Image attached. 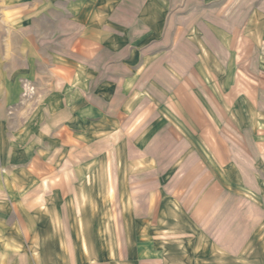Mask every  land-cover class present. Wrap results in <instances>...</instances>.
<instances>
[{
    "label": "crops",
    "instance_id": "1",
    "mask_svg": "<svg viewBox=\"0 0 264 264\" xmlns=\"http://www.w3.org/2000/svg\"><path fill=\"white\" fill-rule=\"evenodd\" d=\"M248 2L2 0L0 264H264V180L196 145L236 120L224 11ZM248 20L264 76V0Z\"/></svg>",
    "mask_w": 264,
    "mask_h": 264
},
{
    "label": "rangeland",
    "instance_id": "2",
    "mask_svg": "<svg viewBox=\"0 0 264 264\" xmlns=\"http://www.w3.org/2000/svg\"><path fill=\"white\" fill-rule=\"evenodd\" d=\"M262 1L249 0L248 3L241 7L238 4L231 5L230 10L224 11L225 17L230 13V31L232 32L230 34H234L236 36L235 39L238 41L236 51L234 52L237 57L233 58L234 65L236 66V69H234V85L236 90L233 92V98H240L236 102L238 105L235 106V112L233 113L236 120L233 123V121H230V116L228 119L225 114L220 115L218 131L213 133L210 139H196V145L198 148L201 147L199 149L203 156L204 166H207V168L205 167V171L210 170L214 178L221 179L224 183L229 178L232 189L242 188L244 173L249 179L255 180L256 183L260 177L262 181L264 180V171H261L262 175L259 176L258 136L254 132L258 126L256 120L258 112L261 108H264L258 106L260 99L264 103V86L260 87V82H263L264 85V76L259 72L258 56L260 55V50L254 43L244 41L245 32L243 31V28L249 21V17L252 16ZM2 5V0H0V68L3 62V43L1 38L4 33L8 35L9 30H12L13 27L17 28L16 24L11 27L7 23H13L15 21L14 18L18 16L17 11L4 12L1 8ZM5 21L6 24H4ZM233 60L231 59L230 61L229 59V63H232ZM223 92V90H220V94H223ZM33 94V88L26 87L23 97L28 100L31 99ZM226 97L222 96V98ZM242 129H246L245 137H243ZM207 164H210L212 169H208ZM170 176H173V172ZM106 236L114 238V234Z\"/></svg>",
    "mask_w": 264,
    "mask_h": 264
}]
</instances>
